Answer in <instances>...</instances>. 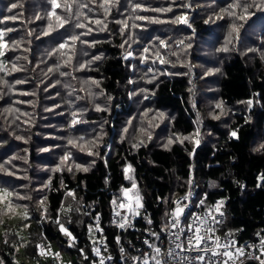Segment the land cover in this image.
<instances>
[{"label":"trees","instance_id":"1","mask_svg":"<svg viewBox=\"0 0 264 264\" xmlns=\"http://www.w3.org/2000/svg\"><path fill=\"white\" fill-rule=\"evenodd\" d=\"M56 3L0 0L1 263L116 250L133 184L124 242L162 236L190 188L222 204L221 232L264 241V0Z\"/></svg>","mask_w":264,"mask_h":264},{"label":"built area","instance_id":"2","mask_svg":"<svg viewBox=\"0 0 264 264\" xmlns=\"http://www.w3.org/2000/svg\"><path fill=\"white\" fill-rule=\"evenodd\" d=\"M121 204L124 207H120ZM217 205L219 204H208L205 195L196 188H190L172 205L168 217L169 227L162 236L146 231L124 242L122 233L133 225L136 216L129 202L124 197L120 198L115 202L111 216L118 233L116 250L111 251L107 243L100 240L92 249L93 259L89 264H101V261L103 264H145V261L147 264H157V261L159 264H244L249 260L261 264L264 261V249L262 253H258L257 247H264V241L241 243L233 235L221 232L227 216L220 210V206L219 212L215 210ZM176 207L184 208L178 218L173 215ZM98 221V217L94 219L95 223ZM121 224L124 226L120 227ZM189 225H192V230H189ZM197 228L200 236L204 237L199 246L195 239ZM217 240L220 246H217ZM224 245L231 246L223 247ZM238 250H242L243 254ZM225 252L231 255H223ZM50 256L54 264H74L64 262L56 252L51 251Z\"/></svg>","mask_w":264,"mask_h":264},{"label":"rangeland","instance_id":"3","mask_svg":"<svg viewBox=\"0 0 264 264\" xmlns=\"http://www.w3.org/2000/svg\"><path fill=\"white\" fill-rule=\"evenodd\" d=\"M128 190V193L127 195H125V190H124V193H123V196H124V199H126L128 202H129V205L131 206L132 210H133V213L135 216H139L142 212V203H141V197L139 195H137L136 193H134V188H130V189H127ZM0 191H3L0 189ZM5 191L3 192H0V204L2 205H7L8 207V199H7V196L6 194L4 193ZM137 197H138V202H137ZM220 206H222V204H220ZM220 210L222 211V208H220ZM3 220L0 221V226L4 225V221L5 219L2 218ZM64 227V226H63ZM61 228V226H60ZM65 228V227H64ZM66 229V228H65ZM2 232V228L0 227V233ZM91 240L92 242L94 243H97L98 242V238H97V235L95 232H92L91 234ZM43 250V256L41 257V259H38V260H21V259H14L13 261V264H48V263H52L54 264V261L52 260L51 256H50V252L53 251V252H58V248L55 246L53 248H51V250L49 251L45 246L41 245L40 246ZM264 247H257V252H261L263 251ZM63 261L64 262H71V258L65 254H60ZM0 264L1 263V259H0Z\"/></svg>","mask_w":264,"mask_h":264},{"label":"snow or ice","instance_id":"4","mask_svg":"<svg viewBox=\"0 0 264 264\" xmlns=\"http://www.w3.org/2000/svg\"><path fill=\"white\" fill-rule=\"evenodd\" d=\"M110 2V0H105V3H109ZM52 4H53V6L54 7H59V5L56 3V0H52ZM86 6V5H85ZM103 6V5H102ZM249 6H256L255 5V0H253V3H252V5H248L247 3H245L244 5H240V4H237V5H235V7H243L244 8V11H245V13H247V8L249 7ZM12 7L13 8H15L16 7V5L15 4H13L12 5ZM135 7H139V5H136ZM106 11H107V9H106ZM54 14V13H53ZM230 14H235L234 12L233 13H230ZM240 19H244V18H246L245 16H240L239 17ZM58 19H59V17H58ZM181 19H183V18H181ZM95 23H97V24H100V23H102L101 21H99V20H97V21H95ZM61 26H63L62 24H61ZM77 27H81V28H83V27H85L84 25H82V24H79V25H77ZM103 30V29H102ZM233 30L234 31H236V29H235V27L233 28ZM91 31V29H89V32ZM47 34V33H46ZM87 33H82V35H86ZM72 41L73 42H75L77 39H79V36H73L72 38ZM83 43H88L87 41H83ZM161 44H162V46H166V45H163V42H161ZM66 45L65 44H61L60 45V48H64ZM145 51H147V49H145ZM130 55V54H129ZM99 57H95L94 59H98ZM163 62V61H162ZM81 67L83 68L84 67V65H81ZM15 70V69H14ZM52 69H49V71H51ZM250 103V102H249ZM218 107H219V105H218ZM97 110H100L99 109V107H97ZM74 116H75V113L73 114ZM162 115V114H161ZM216 118H218V117H216ZM73 123H76V121H75V119L73 120ZM232 136H236V132L234 131L233 133H232ZM151 137L149 136V139H150ZM172 141L170 140L169 141V143H171ZM69 143H71V144H73V146H76L75 145V142H73V141H69ZM197 143H198V141H197ZM261 147H264V145H262ZM89 154L91 155L92 153L91 152H89ZM70 157L68 156V155H66L65 156V160H67V159H69ZM85 171H87V169H84ZM125 171L127 172V171H129V169H125ZM136 187V185L135 184H133V188H135ZM127 193H128V190L126 189L125 190V195H127ZM137 202H138V197H137ZM201 203H203V201H201ZM120 207H124V205L123 204H121L120 205ZM217 212H219V205H217L216 206V209H215ZM183 211H184V208H182V207H176L175 208V210H174V213H173V215L174 216H176L177 218L179 217V215L181 214V213H183ZM221 215H222V213H221ZM212 219L213 220H215V217H212ZM217 223H218V221H216ZM124 225L123 224H121L120 225V227H123ZM173 227H175V223L173 224ZM189 230H192V225H189ZM209 231H211V229H209ZM61 232H63L65 235H68V236H71V233L70 232H68V230L67 229H65L64 227H63V225H61ZM199 232H200V230L197 228L196 230H195V239H196V241H197V246H199V244L203 241V239H204V237H202V236H200V234H199ZM233 244H234V242H233ZM262 244H264V242H262ZM217 246H220L219 245V243H218V240H217ZM231 245H224L223 247H230ZM159 250L157 249V252H158ZM238 251H240V254H243L242 253V250H238ZM223 255H225V256H230L231 254L230 253H228V252H225V253H223ZM134 259H137V258H134ZM101 264H103V261H101ZM145 264H147V261H145ZM157 264H159V261H157ZM225 264H227V262H225ZM261 264H264V261H261Z\"/></svg>","mask_w":264,"mask_h":264},{"label":"water","instance_id":"5","mask_svg":"<svg viewBox=\"0 0 264 264\" xmlns=\"http://www.w3.org/2000/svg\"><path fill=\"white\" fill-rule=\"evenodd\" d=\"M244 264H256V262L249 260V261H246Z\"/></svg>","mask_w":264,"mask_h":264}]
</instances>
